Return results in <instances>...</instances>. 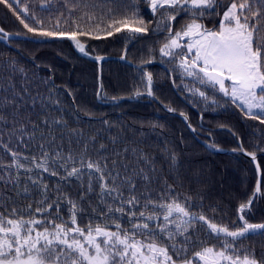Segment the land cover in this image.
Wrapping results in <instances>:
<instances>
[{
    "label": "trees",
    "instance_id": "1",
    "mask_svg": "<svg viewBox=\"0 0 264 264\" xmlns=\"http://www.w3.org/2000/svg\"><path fill=\"white\" fill-rule=\"evenodd\" d=\"M135 2L139 5L141 17L149 24L150 30L147 33L132 36L127 32H113L112 36H107L104 29L110 17L106 15V11L108 7L114 6L112 0H88L87 8L78 4L75 18L83 30L91 33L80 37L87 53L116 56L126 54L127 59L142 65V68L117 59L92 61L80 56L68 39L48 42L0 40V98L7 96L11 99L17 96L19 100L18 94H22L23 100L19 101L22 106L15 112L30 116L31 126L26 130L35 131V139H29L25 135L24 142L21 143L19 132L11 135L13 124L10 121L0 123L2 128H9L6 134L0 135V176L7 178L9 173L15 175L17 172L14 167H7L13 158L6 149L31 158L41 155L38 149L40 144H44L45 151L58 150L62 156L71 153L74 163L69 161V164L72 166H79L82 156L85 162L89 158L100 160L101 163L104 162L103 158L109 161L117 159L129 165V174L133 169H143L151 178V182L147 184L137 178V196L148 192L152 199L159 200L162 194L167 193L171 198L186 203L189 208L200 211V214L212 222L235 230L242 225L238 219L239 205L253 198L257 182L256 168L241 153H216L208 149L191 133L181 118L182 114H186L198 136L210 145H215L213 148L243 147L258 155L262 170L261 191L251 208L246 210L245 219L252 224L263 223L264 124L246 115L229 98L211 86L196 84L187 76L181 79L177 68L178 59L163 57L159 52L168 35L162 28L154 31L160 19L159 14L154 16L145 0ZM229 3L230 0H220L221 6L216 9L219 15L206 16L201 22L210 29L217 28L221 12ZM249 3L252 4L253 11L264 9V5L258 0H249ZM22 5L29 6V13H22L21 18L30 26H36L30 18V13H35L36 17L44 21L45 30H55L53 25L57 18L62 13L63 17H67L68 7L71 6L69 4L66 7L64 0H22L20 6ZM82 12L94 14V19L91 22L80 19ZM186 22H189V17L181 14L171 26L174 31L179 30ZM60 23L61 30H72L71 25L65 26L63 18ZM97 25L101 31H96ZM0 28L11 33L39 36L29 33L20 19L2 3ZM260 34L264 35V20L261 21ZM146 72L152 74L154 95L172 112L165 110L147 94L135 96L137 91L145 92ZM173 81L176 91L172 86ZM193 87L205 92L207 99L188 90ZM33 98H36L34 107ZM45 119L49 122L61 120L66 122V126L51 123L45 125L42 122ZM33 125L38 127L34 129ZM85 144L88 146L86 153L83 151ZM5 145L8 147L5 148ZM100 145L105 148L101 149ZM173 155L175 164L171 160ZM18 159L24 164L31 160H24L22 157ZM28 164L32 167L30 162ZM121 172L123 173V169ZM19 174L20 187H23L26 174L21 169ZM32 174L34 178L39 175L43 183L49 184V192H56L57 188L49 182L47 174ZM59 183L62 193L73 200L78 199L79 185L76 181L59 180ZM16 193L15 185L0 180V201L10 197L9 207L18 208V199L28 201L32 195L41 196L36 191L27 197L24 194L17 196ZM124 195L127 197L129 193L125 192ZM36 201L38 200L31 201L34 208ZM82 206L87 213L89 203ZM95 206L96 198L91 197V207ZM65 209L64 217L67 218V207ZM91 219L88 214L77 217L82 226H86ZM56 223L60 221L57 220ZM261 232L246 235L237 245L254 255L258 261H264V234ZM201 237L199 240L206 246H220V240L207 234H202ZM200 247L199 243L190 247L187 257H192ZM193 264L196 262L193 261Z\"/></svg>",
    "mask_w": 264,
    "mask_h": 264
},
{
    "label": "snow or ice",
    "instance_id": "2",
    "mask_svg": "<svg viewBox=\"0 0 264 264\" xmlns=\"http://www.w3.org/2000/svg\"><path fill=\"white\" fill-rule=\"evenodd\" d=\"M21 2L0 0L20 19L29 33L53 40L68 39L81 53L87 55L80 37L91 33L83 30L75 17L78 4L87 8L88 0H64L66 7L69 4L71 6L68 7L67 17H63L62 13L57 18L53 25L55 30H45L44 21L36 17L35 13H30V18L36 26L26 23L21 14L29 13V6H20ZM258 2L264 5V0ZM112 3L114 6L108 7L106 11L110 17L104 29L107 36H112L113 32H127L135 36L150 30L135 0H112ZM145 3L154 16H160L154 31L162 28L168 34L159 52L163 57L178 59L177 68L181 79L187 76L196 84L211 86L228 97L246 115L264 124V119H261L264 117V35L260 34L264 9L253 11L249 0H230L218 21V28L210 29L200 21L206 16L219 15L216 9L221 6L220 0H145ZM181 14L188 16L189 22L174 31L171 24ZM61 18L66 27L71 25L72 30H61ZM80 19L91 22L94 14L82 12ZM96 31H101L99 25ZM0 36L7 39L8 33L0 28ZM95 59L103 58L98 56ZM144 82L145 92L137 91L136 97L153 95L151 73L145 74ZM188 90L207 99L205 92L198 88ZM18 95L19 100L17 96L0 98V120L6 121L2 113L8 107L18 111L22 106L19 101L23 100V95ZM35 104L36 98H33V107ZM184 118L187 120L186 116ZM42 122L45 125L66 126V122L61 120L49 122L45 119ZM37 127L33 125L34 129ZM19 132L21 143L25 135L35 139V131L27 132L21 126ZM92 139L95 140L94 137ZM38 146L41 149L45 147L44 144ZM87 147L85 144V153ZM100 148L104 149L105 146L100 145ZM8 150L13 160L7 167H14L17 172L15 175L9 173L7 178L0 176V180L15 185L17 196L24 194L27 197L36 191L43 198L35 202V208L31 203L25 208L9 207L10 197L0 201V208L3 209L0 210V264H193V261L196 264H264V261H258L254 255L237 246L246 234L257 229L264 234V223L252 224L245 219L246 210L253 203L252 198L239 205L238 219L242 225L231 230L228 226L212 222L203 214L192 213L186 203L171 198L167 193L162 194L159 200L152 199L148 192L137 196V178L145 184L150 183L151 178L143 169H133L129 174V165L117 159L109 161L103 158L104 162L101 163L100 160L89 158L85 162L82 156L77 167L69 164V161L74 163L71 153L62 156L57 152L52 157L49 152L43 151L39 163H36V157H24V160L31 159L35 168L43 172H50V164L64 168L66 175L61 179L68 181L74 178L78 183L77 200L71 199L57 187L56 198L50 201L48 186L43 184L41 177L37 175L34 178L33 168L22 163L17 152ZM116 155L119 156L118 153ZM248 155L255 160V152ZM171 160L175 164L174 155ZM20 169L27 174L23 187H20ZM50 174L56 176L58 172L51 171ZM260 191V182L257 181L253 196ZM125 192L129 193L127 197ZM91 197L96 198L95 207H91ZM84 203L90 205L87 213L82 206ZM65 206L68 220H64L61 215ZM86 214L91 215L92 219L82 228L77 217ZM57 220L60 223H56ZM93 221L96 223L93 224ZM125 224L128 226L125 227ZM199 230L220 240V246H206L196 237ZM197 243L201 245L200 249L192 257H187L189 248Z\"/></svg>",
    "mask_w": 264,
    "mask_h": 264
},
{
    "label": "flooded vegetation",
    "instance_id": "3",
    "mask_svg": "<svg viewBox=\"0 0 264 264\" xmlns=\"http://www.w3.org/2000/svg\"><path fill=\"white\" fill-rule=\"evenodd\" d=\"M2 115H4V116L6 117V120L10 121V122L13 124V126H12L11 129H10L11 135H12L13 133H15V132L18 133V132H19V129L21 128V126H23L25 129H27L29 126H31L30 116H28V115H27V116H22V115L16 113L11 107H8L6 110H4L3 113H2ZM3 122H6V121H5V120H0V123H3ZM8 127H9V126H8ZM8 130H9V128H8V129H4V128H2L1 125H0V135H4V134H6ZM19 133H20V132H19ZM20 134H21V133H20ZM1 145H2V144H1V142H0V146H1ZM38 149H39V151L41 152V155H42V152L45 151V147H44L43 149H41L40 147H38ZM6 151H7L8 154H10V156H11V152H10L8 149H6ZM11 151H13V150H11ZM15 152H17V151H15ZM47 152L50 153V156L54 157L55 154L58 152V150H48ZM17 153L19 154L18 158H20V157L24 158V157H25L22 153H20V152H17ZM41 155L36 157V158H37V159H36V163H39V162H40V157H41ZM11 157H12V156H11ZM12 158H13V157H12ZM29 162H30L31 165H32L33 172H36V173L41 172V173L47 174V175L49 176V182L52 183V184L54 185L55 188L61 186L60 183H59V180H60V181H64V180L61 179V177H63V176L66 175V172H65V169H64V168H60V167H58V166L55 165V164H50V172H51V171H57V172H58V175L53 176V175L50 174V172H43L42 169H37V168H35V163H34L32 160L27 161V162L25 163V165H26L27 167H30V165L28 164ZM79 166H80V165H79ZM79 166H77V167H79ZM21 171H22V173H25L23 169H21ZM25 174H26V173H25ZM26 175H27V174H26ZM72 180L76 181V180L73 178V179L68 180V182H70V181H72ZM43 184H46V183H43ZM46 185L49 186V184H46ZM56 195H57V191H56V192H55L54 190H53V192L50 191V192H49L50 201H51V200H54V199L56 198ZM125 197H126V196H125ZM42 198H43L42 196H39V195L35 194V195L30 196V197L28 198V201H24V200H22V199H18V200H17V201H18L17 206H18V208H25L29 203L33 204L31 201L40 200V199H42ZM65 207H66V206H65ZM65 207L62 209V212H61V215H62L63 217H64V215H65V213H64V211L66 210ZM33 208H34V207H33ZM138 210H139V209H138ZM189 210H190L192 213H195V214H197V215L200 214V211L196 210L195 208L193 209L192 207H190ZM37 215H39V214H37ZM64 218H65L66 220H68V217H67V218L64 217ZM127 226H128V225L126 224L125 227H127ZM80 227L84 228L85 226L80 225ZM202 231H203V232H202ZM202 234H204V235L206 234L204 230H199V231L196 233V236H198V239H201V238H202V237H201Z\"/></svg>",
    "mask_w": 264,
    "mask_h": 264
},
{
    "label": "water",
    "instance_id": "4",
    "mask_svg": "<svg viewBox=\"0 0 264 264\" xmlns=\"http://www.w3.org/2000/svg\"><path fill=\"white\" fill-rule=\"evenodd\" d=\"M5 31V30H4ZM6 33H8V37L7 39L3 38L0 36V40L3 41V42H8L9 39H24V40H32V41H35V42H48V41H54L53 39L51 38H47V37H39V36H31V35H25V34H19V33H11V32H8V31H5ZM56 40H61V39H56ZM70 41V40H69ZM71 44H73L74 46V49L77 53H79L80 56L82 57H85L87 59H90L92 61H95V62H101L103 60H110V59H117V60H120V61H123V62H126L132 66H135V67H139V68H142V65H139V64H135L133 63L132 61H130L129 59L126 58V55H121V56H116V55H91L89 53H87V55L81 53L79 51V49L76 48L75 44L70 41ZM102 57L103 59H100V60H97L95 59L96 57ZM123 57V58H122ZM148 73V72H146ZM152 86H153V82H152ZM172 86L173 88L176 90V87H175V84L172 82ZM153 92V90H152ZM156 102H158V104H160L162 107H164L165 109L169 110L167 107H165V105L153 94L151 96ZM171 112V111H170ZM187 117V120L184 118V117ZM181 118L184 120V122L186 123L187 127L189 128V130L192 132V134L195 135V137L202 143L204 144L208 149L212 150L213 152H216V153H234V152H240L242 154H244L247 158H249L255 168H256V171H257V181L260 182V186H261V182H262V170H261V166L259 164V161H258V156L256 155V158L255 160L252 159L251 156L248 155V151L246 150H243V149H228V148H223V147H217V148H212V147H209V143L206 142L205 140L201 139L198 135H197V132H196V129L194 128V126L191 124V121L189 119V116L188 115H185V114H182L181 115ZM219 149V150H218ZM257 164H259V170H257ZM256 185H257V182H256ZM255 189H256V186H255ZM255 192V190H254ZM259 193H256L255 196H253L252 200L254 201L256 196L259 195ZM264 223V222H263ZM260 224V223H259ZM262 230H255L253 231L252 233L250 234H255V233H258V232H261ZM246 235H249V234H246Z\"/></svg>",
    "mask_w": 264,
    "mask_h": 264
},
{
    "label": "rangeland",
    "instance_id": "5",
    "mask_svg": "<svg viewBox=\"0 0 264 264\" xmlns=\"http://www.w3.org/2000/svg\"><path fill=\"white\" fill-rule=\"evenodd\" d=\"M229 4H227L226 6H225V8L222 10V12H221V15H220V19L222 18V13H223V11L224 10H226V8H227V6H228ZM201 22V21H200ZM202 23V22H201ZM218 28V27H217ZM216 29V28H215ZM186 39V38H185ZM223 94V93H222ZM228 98V97H227Z\"/></svg>",
    "mask_w": 264,
    "mask_h": 264
}]
</instances>
